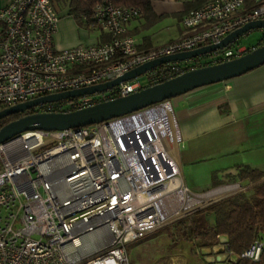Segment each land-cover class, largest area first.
I'll list each match as a JSON object with an SVG mask.
<instances>
[{
  "label": "built area",
  "instance_id": "1",
  "mask_svg": "<svg viewBox=\"0 0 264 264\" xmlns=\"http://www.w3.org/2000/svg\"><path fill=\"white\" fill-rule=\"evenodd\" d=\"M139 13L137 6L101 0L89 25L109 39L55 48L59 17L51 0H8L0 7V109L218 42L236 27L264 19V0H207L181 16L182 35L147 48L125 33V23ZM215 50L206 53L211 63L242 51L226 45L219 54ZM186 68L179 60L164 61L139 73L143 82L137 74L104 90L31 108H80ZM181 140L171 100L164 98L99 122L24 130L0 142V264H129L127 242L245 188L232 181L189 189L170 151ZM263 250L264 233L239 256L257 260Z\"/></svg>",
  "mask_w": 264,
  "mask_h": 264
},
{
  "label": "crops",
  "instance_id": "2",
  "mask_svg": "<svg viewBox=\"0 0 264 264\" xmlns=\"http://www.w3.org/2000/svg\"><path fill=\"white\" fill-rule=\"evenodd\" d=\"M7 1L0 0V7ZM51 3L59 17L52 34L55 48L107 37L101 30L78 25L68 12V0ZM185 11L182 0H152L151 13L129 19L125 33L136 38L138 48L168 42L183 34L180 18ZM203 55L191 59L190 67L207 57ZM170 100L182 138L179 144L171 145L170 151L184 184L202 191L219 183L239 181L249 189L251 181L229 177L241 165L264 172V63L228 79L193 87ZM207 161L211 164L205 169Z\"/></svg>",
  "mask_w": 264,
  "mask_h": 264
},
{
  "label": "water",
  "instance_id": "3",
  "mask_svg": "<svg viewBox=\"0 0 264 264\" xmlns=\"http://www.w3.org/2000/svg\"><path fill=\"white\" fill-rule=\"evenodd\" d=\"M252 28L264 29V19L248 21L228 32L218 42L150 59L110 80L74 89L39 95L31 99L3 107L0 109V118L15 112L23 113L0 125V142L24 130H54L75 127L92 122H99L113 116H118L132 110H136L161 99L174 97L193 87L225 80L246 72L264 63V43L251 47L240 55L226 60L202 64L185 69L171 78L147 85L125 95H120L66 111L27 112L29 108L38 103L104 90L123 80L130 79L142 71L164 61L183 60L205 54L226 45L239 34ZM204 249L208 252L207 247ZM201 250H203V248H201ZM220 250L219 246L217 251Z\"/></svg>",
  "mask_w": 264,
  "mask_h": 264
},
{
  "label": "trees",
  "instance_id": "4",
  "mask_svg": "<svg viewBox=\"0 0 264 264\" xmlns=\"http://www.w3.org/2000/svg\"><path fill=\"white\" fill-rule=\"evenodd\" d=\"M100 1L68 0V12L78 25L88 29H98L89 24L91 22V11L95 4ZM111 1L115 4L137 6L140 9L139 14L143 16L151 13L152 0ZM205 1L207 0H182L185 4L186 11L201 5ZM101 32L106 33L102 30ZM106 34L107 37L104 40L109 39L108 33ZM207 63L205 62V64ZM199 65H202V63H197L193 66ZM31 111H33L32 108L27 110V112ZM22 113L15 112L1 117L0 125ZM262 176H264V172L258 168L249 165L238 166L236 172L229 179L236 178L255 181L249 189L236 191L221 197L155 230L170 224L173 231L167 227L168 230L166 231L169 234L173 233L178 237L186 239L197 238V246L211 247L214 244H218L221 249L218 252L224 254L225 261L229 264H261L264 260V250L260 253L257 260L240 257L239 253L254 238L264 233V177L262 178ZM216 261L215 263H217Z\"/></svg>",
  "mask_w": 264,
  "mask_h": 264
},
{
  "label": "rangeland",
  "instance_id": "5",
  "mask_svg": "<svg viewBox=\"0 0 264 264\" xmlns=\"http://www.w3.org/2000/svg\"><path fill=\"white\" fill-rule=\"evenodd\" d=\"M143 21V18L142 20ZM264 43V29L252 28L239 34L237 37L229 41L226 46L235 50L240 47L243 51L245 49L254 47L258 44ZM223 46L216 49L214 54H219ZM204 55H199L193 58L180 60L185 66H190L191 59H198ZM203 59L200 63H211L209 57ZM136 79L143 82L144 76L138 74ZM210 161L205 162L203 167L209 166ZM206 169V168H205ZM259 180V179H258ZM256 180V181H258ZM245 182V181H244ZM255 183V181H251ZM251 186V185H250ZM249 186V187H250ZM203 186H201L202 188ZM170 226V227H169ZM173 228L170 224L153 232L146 233L142 237L131 240L126 244V251L128 255L129 264H229L225 261L224 254L218 252V244H214L208 248L206 252L205 246H197V238H181L177 235L169 234L166 230ZM169 231V232H171ZM223 246V245H222ZM218 247V248H217ZM203 248V250H201ZM203 251V252H202ZM219 253V254H218ZM221 261H216V260ZM215 261L217 263H215Z\"/></svg>",
  "mask_w": 264,
  "mask_h": 264
}]
</instances>
